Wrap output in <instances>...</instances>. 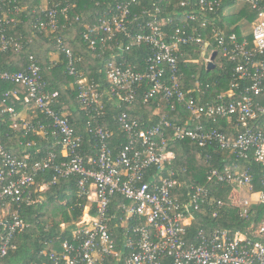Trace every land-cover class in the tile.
<instances>
[{
  "label": "built area",
  "instance_id": "built-area-1",
  "mask_svg": "<svg viewBox=\"0 0 264 264\" xmlns=\"http://www.w3.org/2000/svg\"><path fill=\"white\" fill-rule=\"evenodd\" d=\"M75 1L46 0L41 10L49 19H39L35 27L58 30L60 15L67 18ZM221 1L183 0L182 5L197 7L170 33L163 24L175 13H169L164 21L162 7L156 2L140 14L132 12V2H118L114 10H105L97 23L87 24L82 32L90 48H151L144 70L109 60L105 67L108 87L89 81L78 71L77 62L82 57L57 36L67 72L75 77L76 98L88 116L86 130L94 142L89 155L69 113L55 106L60 91L50 89L33 55L25 69L0 67V80L17 84L0 92V123L6 113L13 131L23 130L25 135L36 132L50 144L36 158L34 154L42 148L38 146L34 153L31 148L36 146L35 141L20 140L24 144L22 156L0 142V259L14 248L16 232L29 226L19 208L35 201L33 185L37 177L49 171L50 180L37 189L76 176L78 196L87 199L81 216L86 217L83 222L79 221L81 217L76 221L69 236L47 241L39 253L41 259L33 264H264V211L259 215L251 209L255 203L264 206V175L256 188L254 172L247 165H264V0H236L257 10V19L247 33L250 37L218 29L211 15ZM6 7L7 0H0V54L11 47H22L19 39L6 33L9 24L19 21L20 8ZM131 14L133 21H139L137 31L130 26ZM140 17L146 20L140 21ZM199 19L201 25L196 23ZM199 26H211L213 37L198 32ZM196 45L200 57L186 62L203 59L208 64L213 51H217L216 58L231 66L228 86L219 87L213 101H202L209 90L183 85L179 56L186 46ZM107 97L118 103L139 98L143 103H155L149 107L157 111L165 101L170 111L185 114V120L173 122L164 113L149 124L124 110L116 118L123 141L120 146H112L113 132L101 122ZM16 101L37 109L43 114L41 119L21 117ZM219 121L223 128L214 124ZM185 139L202 147L217 146L239 161L234 168L228 163L224 168H209L206 180L209 184H231L239 193V215L253 216V220L232 228L210 226L193 231L191 226L208 212L206 207L212 208L209 213L216 218L225 201L211 197L205 185L179 179L168 167L176 157L170 143ZM242 161L246 164L240 165Z\"/></svg>",
  "mask_w": 264,
  "mask_h": 264
},
{
  "label": "trees",
  "instance_id": "trees-1",
  "mask_svg": "<svg viewBox=\"0 0 264 264\" xmlns=\"http://www.w3.org/2000/svg\"><path fill=\"white\" fill-rule=\"evenodd\" d=\"M138 4L132 0H77L74 5L68 10V17L64 18L60 15V27L58 30H46L45 28H36L35 24L39 19L48 21V16L41 10V5L46 0H7L6 8H14V5L20 8L18 14L19 21L16 24H9L6 27L8 36H13L19 39L22 47L17 49L11 47L8 51L0 54V67L11 71H19L25 69L30 63V56L33 55L37 63L41 67L43 79L46 81L50 89L60 91L59 102L55 104L59 109H67L73 111L69 113V118L75 125L77 131L84 137V148L86 154H90L92 150L93 140L87 132L88 116L86 110L83 109L80 102L76 98L75 77L68 74L65 60L62 64L53 65L50 59V53H61L64 58V52L58 49L57 36L62 37L65 46L73 50L76 56H81V61L77 62V69L88 78L89 81H97L103 86H107L106 82V65L109 60H115L123 66H131L137 70L145 69V62L147 56L151 53V48L148 45L139 47L133 46L129 49L105 47L102 51L93 50L88 43L83 39V30L87 24H94L98 22V18L105 10H114L118 2H132V12L141 13L145 7H149L153 2H156L162 7V18L166 21L169 13L174 12L175 15H170L172 18L170 22L163 24V26L172 31L171 28L177 26L178 23L185 21V15L197 6L182 5L183 0H139ZM192 3L195 0H191ZM236 0H222L216 13H212V18L215 19L218 29L225 34L237 33L242 36L241 26L234 25L242 20H247L251 23L257 19V10L252 8L249 3L237 5ZM236 8V9H234ZM1 11V10H0ZM140 21L146 20V17H140ZM187 20V19H186ZM197 24L201 25V19L197 20ZM40 26V24H38ZM130 26L133 30H139V21H133V15H130ZM198 32L208 33L213 37L211 26L203 29L198 27ZM248 37L251 34H247ZM125 43L128 42L126 38ZM198 46H186L184 54L179 56V66L183 72L184 87L199 86L201 91H208V95L202 96V101H213V97L218 88L226 87L230 79V64L219 57L215 59L216 67L213 70L207 69V64L204 61L186 62L188 58L200 57ZM199 84V85H197ZM17 87V84L1 81L0 92L8 88ZM219 91V90H218ZM140 91V95L142 94ZM24 97V92L22 98ZM153 102L147 104L143 103L137 98L132 103L117 102L107 97L103 102L104 113L101 117V122L106 125L113 132L112 146H120L123 141V131L121 130L117 121V116L122 111H127L131 117L142 119L146 123H155L161 114H168V117L177 123H182L185 117L182 112H172L169 110L168 103L163 101L161 103V111L155 108H150ZM155 104V103H153ZM18 113L21 117L29 114L34 117V120L41 119V112L37 109L26 106L22 101L15 102ZM4 121L0 123V142L6 148L18 154L23 155V146L20 140L31 141L36 143L31 150L35 153L37 147H41L40 153L34 156L40 157L43 150L48 144L36 132H31L27 135L24 131H13L9 127L11 118L4 114ZM216 126L223 128L222 122L214 123ZM225 129V128H224ZM23 134L25 136H23ZM18 136V137H17ZM169 148L175 151L176 157L168 164V167L175 170L178 178L185 180L194 185H205L210 188L211 197L214 199H223L225 206L220 212V216L213 218L210 210L212 208L206 207L207 211L197 218L191 228L195 232L199 228L220 226V227H234L241 226L253 220V216L243 218L239 215L237 205V196L239 193L233 189L231 184H209L206 180L207 171L213 166L224 168L228 163L234 168V163H239L235 157L229 156L227 151L218 148L217 146L202 147L191 139L177 140L170 143ZM243 164V161L240 165ZM246 164V163H244ZM243 164V165H244ZM254 172V183L256 188H259V178L264 175V165L261 163L247 164ZM51 173L48 171L37 177L33 185L35 201L30 204H22L20 215L29 223V226L23 230L16 232L12 243L14 248L9 249V254L0 259V264H33L35 261L41 259L40 251L46 247V242L52 240L54 237L64 238L71 234V230L75 227L76 221L82 216L87 203L86 198H80L77 192L76 176L72 175L66 178H61L56 184H51L47 189H37L43 182L50 180ZM238 194V195H237ZM251 209L261 215L264 211V206L255 203ZM61 218H57L58 215ZM251 215V214H250ZM66 223V230H62L61 224Z\"/></svg>",
  "mask_w": 264,
  "mask_h": 264
},
{
  "label": "rangeland",
  "instance_id": "rangeland-1",
  "mask_svg": "<svg viewBox=\"0 0 264 264\" xmlns=\"http://www.w3.org/2000/svg\"><path fill=\"white\" fill-rule=\"evenodd\" d=\"M237 5L240 6V5H242V4H241V2H239ZM234 9H236V8H234ZM234 25H235V26H236V25L241 26L240 29H241L242 33H245V34L251 32V29H252V23L249 22V21H247V20H246V21H245V20H242V21H240V22H238L237 24H234ZM57 54L59 55L60 64H62V62L64 61V58H63V56H61V53H57ZM201 61H203V59H202ZM65 111H66L67 113L70 112V111L68 110V108H67ZM72 113H73V111H71L70 114H72ZM61 217H62V216L59 214L57 218H61ZM65 226H66V224H65V225H64L63 223L61 224V228H62V229L65 228Z\"/></svg>",
  "mask_w": 264,
  "mask_h": 264
},
{
  "label": "water",
  "instance_id": "water-1",
  "mask_svg": "<svg viewBox=\"0 0 264 264\" xmlns=\"http://www.w3.org/2000/svg\"><path fill=\"white\" fill-rule=\"evenodd\" d=\"M216 55H217V51H213L212 55H211V59L208 61V64H207V69L209 70H213L215 69L216 67V63H215V58H216Z\"/></svg>",
  "mask_w": 264,
  "mask_h": 264
},
{
  "label": "crops",
  "instance_id": "crops-1",
  "mask_svg": "<svg viewBox=\"0 0 264 264\" xmlns=\"http://www.w3.org/2000/svg\"><path fill=\"white\" fill-rule=\"evenodd\" d=\"M50 59L53 62V65H59L60 60H59V55L56 52L50 53ZM63 63V62H62ZM70 113V112H69ZM30 115V114H29Z\"/></svg>",
  "mask_w": 264,
  "mask_h": 264
},
{
  "label": "bare ground",
  "instance_id": "bare-ground-1",
  "mask_svg": "<svg viewBox=\"0 0 264 264\" xmlns=\"http://www.w3.org/2000/svg\"><path fill=\"white\" fill-rule=\"evenodd\" d=\"M85 217H86V215H84L83 217H81L79 221H80V222H83L84 219H85Z\"/></svg>",
  "mask_w": 264,
  "mask_h": 264
}]
</instances>
